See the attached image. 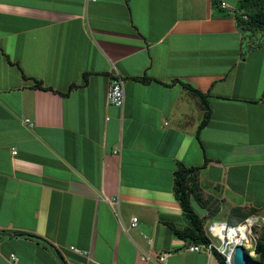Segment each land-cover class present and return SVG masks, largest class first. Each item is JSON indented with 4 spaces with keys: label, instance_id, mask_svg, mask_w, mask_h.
Here are the masks:
<instances>
[{
    "label": "crops",
    "instance_id": "obj_1",
    "mask_svg": "<svg viewBox=\"0 0 264 264\" xmlns=\"http://www.w3.org/2000/svg\"><path fill=\"white\" fill-rule=\"evenodd\" d=\"M239 2L0 0V264H219L174 234L179 164L203 167L219 202L201 217H264V74L247 73L264 48ZM115 70L122 109L107 104ZM184 84L211 109L199 138L203 102Z\"/></svg>",
    "mask_w": 264,
    "mask_h": 264
},
{
    "label": "trees",
    "instance_id": "obj_2",
    "mask_svg": "<svg viewBox=\"0 0 264 264\" xmlns=\"http://www.w3.org/2000/svg\"><path fill=\"white\" fill-rule=\"evenodd\" d=\"M240 14L236 15L238 26L249 33V35L264 32V0H240L239 2ZM264 44L253 45L263 46ZM251 46V47H253ZM28 79V78H27ZM35 87L39 89L52 90L51 88L45 87L44 83L38 80H34ZM87 79L85 78V83ZM72 86L70 90L76 88ZM184 87L194 95L201 98L205 110L203 120L197 131V138H199L200 132L205 128L211 120V109L206 101V97L199 91L195 90L192 86L184 84ZM261 101H264V94L261 97ZM203 167H192L187 168L183 164H179L174 174V194L177 198L185 218L188 221V226L185 229H177L173 227L175 236L180 239L187 241L191 244H208L209 238L205 231V224L209 217H201L193 207V201L198 203L202 208L209 210V200L205 199L204 194L201 190L198 174ZM254 211L245 212L241 208H235L232 210V215L237 217L239 221H244L250 216L254 215ZM231 224H235L231 222ZM5 235V234H2ZM10 235V234H8ZM26 236L31 238H37L35 235L29 234H18L14 233L13 236ZM12 236V235H10ZM257 262L264 264V227L260 230L259 240L257 242ZM214 255L217 257L219 264H227L225 258L218 252L214 251Z\"/></svg>",
    "mask_w": 264,
    "mask_h": 264
},
{
    "label": "built area",
    "instance_id": "obj_3",
    "mask_svg": "<svg viewBox=\"0 0 264 264\" xmlns=\"http://www.w3.org/2000/svg\"><path fill=\"white\" fill-rule=\"evenodd\" d=\"M223 9H228L235 12V7L227 3H222ZM107 104L117 108H123L125 105V83L121 75L115 70V78L111 81V84L107 93ZM27 124L31 125L30 121H26ZM139 219L134 217L131 220V228L138 226ZM264 227V217H250L244 221L239 222L236 225H230L226 222L210 221V225L205 226L206 234L209 238L208 244H193L189 247L190 252H202L206 251L209 255H214V251H218L224 258L227 264H234L233 255L234 249L237 246H243L247 255L253 259L257 257V242L259 240V233L261 228ZM208 231V232H207ZM151 243L152 241L146 237ZM224 247V249H222ZM73 251L80 255H88L86 252H81L75 248ZM248 250L253 251L251 257ZM145 260H152L151 257L142 258ZM17 260V258H15ZM167 260V254L161 255L157 259V264H164Z\"/></svg>",
    "mask_w": 264,
    "mask_h": 264
},
{
    "label": "rangeland",
    "instance_id": "obj_4",
    "mask_svg": "<svg viewBox=\"0 0 264 264\" xmlns=\"http://www.w3.org/2000/svg\"><path fill=\"white\" fill-rule=\"evenodd\" d=\"M258 35H260L259 37H257L256 39H255V41L252 43V45H257V44H264V32H261V33H257ZM253 35H255V34H253ZM256 47V46H255ZM257 48H264V45L263 46H257ZM250 59V63L248 64V70H247V73L250 75V76H252V77H254L256 74H264V70H262V69H260L261 67H260V64H258V63H252L251 62V57L249 58ZM205 197V196H204ZM206 199V198H205ZM209 200V208L211 209V211H213L214 212V210L216 209V207L218 208L219 207V202L218 201H212V200H210V199H208ZM193 207H194V209H195V211L200 215V216H202L203 214H204V210L200 207V205H198V203H196L195 201H193ZM222 218V217H221ZM210 225V221L209 220H207V222H206V224H205V226H206V229H207V227ZM263 228V227H262ZM261 228V229H262ZM208 232V231H207ZM249 251V253H250V255H251V257L253 256V251H251V250H248ZM257 257H253V260L254 261H257Z\"/></svg>",
    "mask_w": 264,
    "mask_h": 264
},
{
    "label": "water",
    "instance_id": "obj_5",
    "mask_svg": "<svg viewBox=\"0 0 264 264\" xmlns=\"http://www.w3.org/2000/svg\"><path fill=\"white\" fill-rule=\"evenodd\" d=\"M222 249H224V247H222ZM233 262L234 264H260L259 262L254 261L247 255L243 246L235 247Z\"/></svg>",
    "mask_w": 264,
    "mask_h": 264
}]
</instances>
